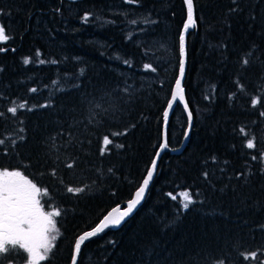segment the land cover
<instances>
[{
  "label": "trees",
  "instance_id": "1",
  "mask_svg": "<svg viewBox=\"0 0 264 264\" xmlns=\"http://www.w3.org/2000/svg\"><path fill=\"white\" fill-rule=\"evenodd\" d=\"M234 7L240 10L231 12ZM0 10V22L11 37L0 44L8 49L0 52V136L23 135L18 132L20 121L27 136L17 144L19 155L6 142L10 154H0V165L23 167V174L43 191L45 210L62 213L56 218L60 231L55 248L41 264H69L75 239L133 195L162 142V113L178 73V36L186 7L183 0H140L138 5L123 0H0ZM254 12L255 22L250 20ZM85 13L91 14L87 22ZM194 15L196 24L186 35L183 83L193 115L189 142L180 154L170 152L180 145L187 126L177 105L168 121L170 147L158 160L143 204L119 229L109 228L82 245L78 264H212L221 253L228 254L231 264H259V256L243 261L238 253H264V175L250 159L264 150V117L259 116L264 79L258 80L260 68L249 67L245 74L240 66L252 45L264 60V0H237L235 5L232 0H194ZM133 19L136 25L130 23ZM144 19L158 23L134 32ZM26 57L31 58L28 65L23 63ZM40 59L47 62L41 65ZM146 61L158 66L156 74L141 70ZM72 81L80 87L74 88ZM238 83L244 84L243 90L238 91ZM126 84L131 85L130 94L123 91ZM32 87L38 91L31 93ZM95 89L109 90L112 104L106 105L105 119L93 121L77 101ZM255 95L262 99L252 108ZM21 102L33 109L52 107H26L16 117L7 113L9 106ZM70 105L77 108L73 116L88 121L83 125L86 136L78 137L85 140L83 148L73 141L59 160L40 155L42 138L56 134L60 125L65 126V141L71 139ZM125 129L127 135H113ZM106 134L113 143L101 156ZM253 135L255 148L249 150L244 142ZM213 156L216 164L211 163ZM74 159L77 165L67 168ZM249 166L256 174L246 183L243 177L237 181L236 173ZM204 170L209 172L207 182ZM68 186H84L86 191L73 195L67 193ZM188 190L199 196L185 212L179 194ZM146 250L156 255L148 257Z\"/></svg>",
  "mask_w": 264,
  "mask_h": 264
},
{
  "label": "snow or ice",
  "instance_id": "2",
  "mask_svg": "<svg viewBox=\"0 0 264 264\" xmlns=\"http://www.w3.org/2000/svg\"><path fill=\"white\" fill-rule=\"evenodd\" d=\"M124 3L129 5H138L140 0H123ZM233 4H237V0H232ZM186 5V21L183 24V29L178 36V51H179V61H178V75L174 80V87L170 90V99L166 103V108L163 110V124L165 130L163 132V140L158 145V150L154 154V158L150 162V166L146 170V174L142 177L141 183L136 187L134 194L127 200L126 206L117 205L112 207L110 211L104 214L98 222L90 230H86L83 234L79 235L74 241L73 252L71 255V264H78V257L82 250V245H84L89 239L95 238L97 235L102 234L106 230L111 228H118L121 224L128 218L133 212L142 204L145 199L146 192L150 187V183L154 179V174L157 170L158 159L160 158L161 152L169 149V143L167 140V124L169 120L170 111L173 108L174 103L180 102L183 104L184 109L187 113V128L183 133L184 140L189 138L193 115L188 104L185 102V93L182 86V81L185 76L186 68V33H188L190 27H194L196 24V19L194 15V0H184ZM240 9L237 7L232 8L231 12H236ZM3 12L0 10V15ZM89 13H85L83 16V21L87 22L90 18ZM253 22L256 21L255 12L250 17ZM131 24L136 25L137 21L135 19L130 21ZM158 23L155 19H144L142 26L138 29H133L134 32H144L147 30L149 25ZM251 26V25H250ZM11 37L6 32V27L2 22H0V44H6ZM7 48L0 47V52L7 51ZM14 51V49H13ZM143 54V49H142ZM37 57L41 56L39 50L36 53ZM261 53L259 52L258 46L252 45L248 51L247 57L243 58L240 70L247 74V69L252 66H256L261 69L259 79H264V60H261ZM47 61L45 59H40L39 64L43 65ZM23 63L28 65L31 63V58H24ZM52 63H56L55 60ZM123 63L132 67L127 59ZM142 71L150 70L152 73L156 74L158 72V66H153L151 62H144L142 64ZM151 77H146L150 79ZM239 78L237 77V80ZM74 88H79L80 85L76 84L75 81L71 82ZM163 87V85H161ZM244 84L238 83V91L244 89ZM74 89H68L71 91ZM38 90L36 87L30 89L31 93H36ZM125 93L131 92V85L126 84L123 87ZM258 88V92H259ZM3 94H0L2 97ZM110 95H112L107 89H95L92 93H85L84 96L80 97L77 101L79 105H85L90 113V119L95 121L96 117H100L101 120L105 119L104 113L108 112V107L112 104L110 100ZM236 93L231 94L228 98L233 99ZM206 100H210L209 96H205ZM262 97L260 95H255L250 99V105L252 108H256L260 104ZM27 107L28 111H38L43 108L52 107L50 104H42L38 106L37 109H33L31 106H27L26 102H21L17 105L9 106L7 108V113L11 114L12 117H16L18 110L23 111ZM69 120L67 121V136L71 139L65 141V131L64 125H60V130L56 134L49 133L46 137L42 138L40 145L42 151L40 155L45 156L49 159L55 155V158L59 160V156L62 151L66 150L69 146H73V141L79 148H83L85 140H80L78 137L80 135H85L83 125L87 124L88 121L82 120L72 115L77 111L76 105H70L68 108ZM3 116V113H0ZM259 116L264 117V110L259 111ZM21 126L18 128V132L23 134L19 135L16 139H13L12 135L0 136V149L2 152L0 154L9 155V147L13 154L19 155L17 150V144H22L27 140L26 129L23 126V121H20ZM239 132L247 136L246 129L244 127L239 128ZM127 135V130H122L121 132H116L113 135ZM7 141H10L9 147H5ZM88 144L91 143L90 140L86 141ZM103 146L99 149V154L101 156L105 155V148L113 143V140L109 138V135H104L102 138ZM244 145L247 149L252 150L255 148V136H251L246 139ZM118 147H123V145H118ZM250 159L253 162H258L260 164L259 175H264V150L259 152V157L255 154L250 155ZM212 164H216V157L210 158ZM80 162H83L81 159ZM207 163V162H206ZM225 164L227 161L224 162ZM77 165V160H72L68 162L65 166L69 169ZM23 167L20 170H10L8 166L0 165V264H41L42 261L50 258V254L55 248V241L58 239V233L60 229L57 226V217H60L62 213L59 210L46 211L45 205L42 204L41 199V188L37 186L27 175L23 174ZM52 175H56V169L53 168ZM113 170L110 168L108 172L111 173ZM224 168H220V172L223 173ZM252 171L251 166H249L246 171L238 172L235 175V179L240 181L244 178L246 183L252 175H255ZM203 179L207 182L209 181V172L204 170L202 172ZM231 179V177L229 178ZM45 191H47L45 189ZM67 193L73 195H79L86 191L84 186L73 187L68 186L66 189ZM172 200H176L177 196L169 193ZM199 193H196L194 197L190 194V190L181 193L182 209L187 211L191 205L197 203V197ZM202 203V201H199ZM52 201L49 200L48 204ZM155 246H153L154 248ZM145 255L148 257L155 256V251L148 252L145 251ZM242 257L243 261H256L259 256V264H264V253L260 250L253 251H240L238 253ZM211 256V254H209ZM228 260L231 264L230 257L226 253H221L219 258L213 260L212 264H226Z\"/></svg>",
  "mask_w": 264,
  "mask_h": 264
},
{
  "label": "water",
  "instance_id": "3",
  "mask_svg": "<svg viewBox=\"0 0 264 264\" xmlns=\"http://www.w3.org/2000/svg\"><path fill=\"white\" fill-rule=\"evenodd\" d=\"M184 1V0H183ZM185 7H186V5H185ZM186 21V20H185ZM193 27H190V29L189 30H191ZM183 29V28H182ZM182 31V30H181ZM186 35H187V33H186ZM185 71H186V68H185ZM177 75H178V73H177ZM184 79H185V76H184V78H183V81H182V86H183V83H184ZM173 87H174V84H173ZM172 87V88H173ZM183 88H184V86H183ZM184 93H185V102L188 104V102H187V99H186V92H185V88H184ZM170 99V98H169ZM180 106L181 108H182V110H183V112H184V115H185V117H186V120H187V113H186V111H185V109H184V106H183V104L182 103H180V102H176V103H174V105H173V108L171 109V110H169L170 111V115H169V118H170V116L172 115V113H173V111H174V109H175V107L176 106ZM189 106V105H188ZM169 121V120H168ZM192 122H193V120H192ZM167 127H168V124H167ZM186 128H187V126H186ZM192 128V127H191ZM164 130H165V126H164V124H163V131H162V140H163V132H164ZM166 131H167V128H166ZM190 134H191V131H190ZM189 138H190V135H189ZM189 138L185 141L184 140V137H182V140H181V143H180V145L178 146V147H176V148H174V149H170V152L172 153V154H180L184 149H185V147L187 146V144H188V142H189ZM165 151V150H164ZM163 151V152H164ZM163 152H161V155H162V153ZM160 155V156H161ZM160 159V158H159ZM158 159V160H159ZM154 176H155V174H154ZM150 185H151V183H150ZM148 191V190H147ZM134 194V193H133ZM146 194H147V192H146ZM146 197V196H145ZM145 200V199H144ZM144 200H143V202H144ZM126 202H127V200L123 203V204H119L120 206H126ZM143 202H142V204H143ZM141 204V205H142ZM140 205V206H141ZM140 206L133 212V214H131L128 218H126V220L121 224V226L129 219V218H131L135 213H136V211L140 208ZM111 210V209H110ZM109 210V211H110ZM121 226H119L118 228H111V229H113V230H117V229H119ZM83 234V233H82ZM74 247V246H73ZM73 252V251H72ZM69 264H71V260H70V263Z\"/></svg>",
  "mask_w": 264,
  "mask_h": 264
},
{
  "label": "rangeland",
  "instance_id": "4",
  "mask_svg": "<svg viewBox=\"0 0 264 264\" xmlns=\"http://www.w3.org/2000/svg\"><path fill=\"white\" fill-rule=\"evenodd\" d=\"M184 192V191H183ZM42 193H43V191L41 190V195H42ZM182 193V192H181ZM181 193L179 194V196H180V199H181ZM40 199H41V196L39 197ZM181 201H182V199H181ZM183 202V201H182ZM53 210H57V209H53ZM51 211V210H50Z\"/></svg>",
  "mask_w": 264,
  "mask_h": 264
}]
</instances>
